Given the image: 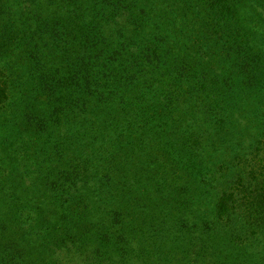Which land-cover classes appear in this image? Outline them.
I'll list each match as a JSON object with an SVG mask.
<instances>
[{"label":"trees","instance_id":"trees-1","mask_svg":"<svg viewBox=\"0 0 264 264\" xmlns=\"http://www.w3.org/2000/svg\"><path fill=\"white\" fill-rule=\"evenodd\" d=\"M182 1L192 8L186 14L194 20L187 29H192L190 34L186 27H178L177 19L170 23L161 19L170 12L166 0H0V17L11 8H16L19 17L0 27V109L11 103L5 112L0 110V119L12 121L11 125L23 122L15 124V129L26 136L36 135L38 143L43 134L36 127L44 116L59 121L62 110L78 112H71L75 121L64 118L67 124L60 123L66 142L55 140L54 146L61 153L58 145L63 144V155L56 168L38 173L41 187L32 190L37 197L25 193L24 202L12 203L15 195L5 193L0 183V229L18 218L27 234L38 240L35 248L32 240H0V264H66L60 251L84 255L87 264H129L125 250L114 243L131 235V225L128 235L119 233L132 221L128 215L146 209L141 202L133 203L135 187L143 183V174H130L134 155L138 150L148 156L152 146L166 145L164 128L178 119L160 107L176 108L180 103L170 96L183 90L181 81L203 79L208 73L210 25L201 5ZM156 9L164 11L146 15ZM43 53L51 55L48 67L39 57ZM243 57H247L245 52ZM13 85H18L16 94H11ZM35 98L46 108L41 115L32 106L33 100L40 113ZM6 137L16 150L17 137ZM235 168L232 185L216 193L214 219L201 218L197 225L198 229L208 226L210 236L218 222L239 223L248 236L264 230V136L252 151L238 158ZM2 177L1 173L0 181ZM41 196L30 211H44L48 225L29 212L30 204ZM151 208H157L153 212L160 225L165 219L162 206ZM98 209L103 218L94 215ZM122 210L126 214L121 225L113 228V221L105 225L106 217H116ZM219 236L215 233L216 240ZM223 238L227 241V236ZM196 239L208 243L202 237ZM24 247H33L35 252L25 256ZM226 260L235 264L234 259ZM226 260L220 256L217 261L227 264Z\"/></svg>","mask_w":264,"mask_h":264},{"label":"rangeland","instance_id":"rangeland-1","mask_svg":"<svg viewBox=\"0 0 264 264\" xmlns=\"http://www.w3.org/2000/svg\"><path fill=\"white\" fill-rule=\"evenodd\" d=\"M166 3L170 12L161 19L168 23L177 19L179 28H192L194 20L186 15L191 7L182 0H166ZM194 3L201 5L213 39L209 44L208 73L203 79L191 77L181 81L183 90L170 96L180 103L175 104L176 108L172 105L160 107L162 111L174 114L178 120L164 128L166 145L152 146L148 156L141 155L138 150L134 155L130 174H143V183L135 187L133 203L141 202L146 209L142 214L128 215L132 221L123 225L119 233L128 235L131 231H128V225H131V235L115 239L114 246L125 250L129 264H223L217 261L220 256L225 260L227 257L234 259L235 264L238 261L240 264H264L263 229L248 236L239 223L227 225L218 222V228L212 229L214 236H210L208 226L202 225V229L197 226L201 218L207 221L214 219L217 191L232 185L238 171L235 168L238 158L252 151L256 141L264 136V0H193ZM160 11L164 9L147 11L146 15H158ZM17 14L16 8L5 11L3 18L0 17V27L11 23L9 20L13 23L18 21ZM5 27L8 28L9 24ZM191 30H187V34ZM165 32L171 36L169 29ZM230 38L236 43L233 44ZM243 52L247 57H243ZM39 57L48 67L51 55L43 53ZM19 58L15 53L14 59L18 61ZM188 84L190 87L186 88ZM17 87H11V94L18 93ZM31 103L39 115L46 110L36 101L41 109L38 113L35 102L32 100ZM10 104H3L0 110L5 112ZM72 111L78 113L73 108L60 111L59 121L44 116L36 127L39 134H43L38 143L34 142L36 135L26 136L15 129V124L23 122L11 125L12 121L0 119V138H3V143H0V175H3L0 183L5 193L15 195L12 203L24 202L25 193L32 192L37 197L38 194L32 190L41 187L38 173H47L57 167V161L63 155V144L58 145L61 153L54 144L65 141L64 128L60 123L67 124L64 118L69 122L75 121ZM8 135L17 137L19 144L16 150L6 142ZM20 136H25L28 141ZM151 142L156 143L157 139ZM123 155L124 151L120 152V156ZM3 158L7 161L5 167L1 163ZM149 182H153L151 187ZM41 199L42 196L30 204L29 212L33 218L37 215L40 222L48 225L49 216L44 211H30ZM156 204L162 206L161 212L165 217L160 225L153 212L157 208H151ZM103 209L107 207L103 206ZM96 211V218L99 215L103 218L100 214L103 211L99 210L98 214ZM125 214L122 210L116 217H106L105 225L110 221H113V228L121 225L119 223ZM22 223L27 225V222ZM207 233L214 238L212 241ZM215 233L220 235V239H215ZM224 236H227V241ZM34 237L27 234L18 218L7 223L5 230L0 229V240L4 242L8 238L16 243L32 240L35 248L38 240ZM197 237L208 243L199 242ZM13 252L17 258V252ZM31 252H35L33 247H24L25 256ZM147 252L152 254L146 258ZM58 254L66 264L88 262L84 255L77 253L60 251ZM230 262L226 260L227 264Z\"/></svg>","mask_w":264,"mask_h":264}]
</instances>
